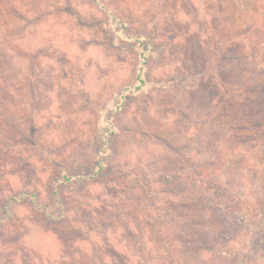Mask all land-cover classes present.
Returning <instances> with one entry per match:
<instances>
[{
  "label": "rangeland",
  "instance_id": "obj_1",
  "mask_svg": "<svg viewBox=\"0 0 264 264\" xmlns=\"http://www.w3.org/2000/svg\"><path fill=\"white\" fill-rule=\"evenodd\" d=\"M99 1L0 0V264L153 263L159 248L148 232L144 215L149 207L138 183L150 178L154 185L148 190L155 199L156 193L162 197L163 187L153 175L161 165L156 161L168 155L167 169L192 179L167 188L173 193L171 221L157 222L158 227L174 233L181 227L191 238L210 224L215 236L233 235L224 246L235 257L228 264H264V226L256 212L233 230L234 217H239L235 201L246 200L250 208L257 193H264V156L259 153L264 138L232 141L239 134V120L233 118L241 105L235 107L239 97H234L239 75L213 74L218 67L231 68L222 57L214 65L224 36L241 35L242 45L253 41L252 18L260 17L258 26H263L264 0ZM109 13L127 28H120ZM125 35H145L153 42L148 79L168 82L183 65L190 87L182 90L174 80L168 89L128 95L125 108L105 123L108 105L119 97L114 93L135 80L138 50ZM239 46L231 44L225 55ZM199 65L207 70L198 83L200 72L192 71ZM221 81L228 82V89ZM227 109L231 117H219ZM113 126L122 127V134L114 140L112 154L106 149L102 155L111 164L98 178L77 179L94 172L90 166L79 172L71 167L87 165L102 145L98 131ZM58 165L72 179L54 186ZM212 166L208 179L205 167ZM221 168L228 183L238 185L221 187L231 201L206 196L208 181H218ZM23 191L35 195L42 212L23 201L7 206ZM207 211L213 213L208 218ZM217 254L215 249L188 250L180 264H225Z\"/></svg>",
  "mask_w": 264,
  "mask_h": 264
},
{
  "label": "trees",
  "instance_id": "obj_2",
  "mask_svg": "<svg viewBox=\"0 0 264 264\" xmlns=\"http://www.w3.org/2000/svg\"><path fill=\"white\" fill-rule=\"evenodd\" d=\"M96 1L97 3H101L99 0H92ZM104 6L103 4H101ZM262 9V7H259ZM257 8L258 13L260 9ZM111 14L112 18L116 23L119 24V27L122 29H126L127 26L126 24L115 14ZM260 17L254 16L252 18V25H251V31H252V38L253 41L251 43H244V45L241 44V41H245L241 35H238L237 38H226L225 36L223 37V42H222V47L219 48L216 57H218V63L215 61L214 65L218 66L219 61L221 62V57L222 58H227L229 65H231L230 69H226L225 67H218L213 73L215 76L219 77L221 76L222 73L225 71L230 72H235L237 75H239V81H235L234 85L236 88L234 89V97H239L237 105L241 103L239 109L234 113L233 118L234 121L239 120L238 122V130L239 132L238 137L235 134L233 140H240L244 136H250V140L253 139L255 136H261L264 138V55L261 54L262 52L264 53V24L258 26V22ZM120 37V36H119ZM123 38V37H121ZM124 39L127 42L130 40L133 43L136 44L137 46V67L134 71V83L131 85L124 86L121 91L115 92L114 96H119V97H114L112 99V103L108 105V115L105 118V121L103 122H109L110 121V115L114 114L116 110H121L124 109L126 106L127 102V97L128 95L131 96H138L141 94H147L151 89H168L169 85L175 81L180 82L182 85V90H187L190 86L187 85L186 82V76L189 74V70H187V67L181 65L180 68L178 69V73L175 76L174 79L169 80L168 82L165 80H150L146 77L147 73V67L146 64L148 63L149 59L152 58L154 53H152V41L149 37L145 35H125ZM236 43L240 44L238 49L234 50L233 53L227 54L228 47L232 44L236 46ZM135 46V47H136ZM154 46V45H153ZM225 55V56H224ZM216 59V58H215ZM145 65V66H144ZM207 70L206 66L199 65L197 69H195L194 73H199L200 72V77L195 79L201 82L204 81L205 74L202 73ZM208 76V73H207ZM209 79H212V75L208 76ZM193 80V79H192ZM197 81H193L192 84L197 86ZM221 86L225 89H228V82L224 83L221 81ZM149 87V89H147ZM170 88V87H169ZM211 90V89H210ZM213 94H216L215 91ZM213 97V96H212ZM243 97L245 100L242 102ZM118 98L119 102H117L115 99ZM130 99V98H129ZM88 105L93 106L94 103L88 102ZM221 104V102H220ZM222 105V104H221ZM107 106V104L105 105ZM227 106V105H225ZM231 108V106H230ZM96 109V107L94 108ZM221 109L223 110V107L221 106ZM226 109V108H225ZM107 110H104L106 113ZM231 110V109H229ZM110 111V112H109ZM228 109L226 112L222 115L219 116L223 119L227 118L228 116L231 117V114ZM230 114V115H229ZM5 115V114H4ZM239 115V116H238ZM101 119V117H99ZM220 118V119H221ZM260 130H263L261 133ZM128 131H124L123 133H126ZM241 132V133H240ZM245 133L249 135H245ZM122 134V127H111L107 131L99 132L98 131V136H99V143L102 145L99 146V149H97L95 152L91 154L90 161L87 162V165H82L80 167H71L72 171L75 172L77 170L78 172L83 170L86 166L89 167V171L94 172L91 175H80L77 177V179H83L86 180L90 177H100L101 174L106 170V168L111 164L110 160H104L103 158V153L105 154V150L109 151L112 154V149H113V142L117 137ZM252 136V137H251ZM201 137V135H200ZM237 138V139H236ZM95 140V138H94ZM214 157L217 158L218 155L220 156V153L217 150V147H214ZM259 149V148H257ZM246 152V151H245ZM109 153V155H111ZM259 153L264 156V152L259 149ZM218 154V155H217ZM222 155V153H221ZM94 156V157H93ZM85 159L88 158L87 156L84 157ZM154 159V158H153ZM171 156L167 157H161L160 161H156V163H160L161 165L157 167L154 171L153 175V180L156 181L161 188V194H164L162 197L161 195L159 196V193H156L158 196V199H155V194L153 191L148 188L152 185V180L150 178H143L144 181H140L138 184H142L143 190H144V197H145V202L149 207L148 215L146 221H148V228L150 233H153L154 236V242L156 243L157 247L159 248L154 255L151 257V260L153 263L150 264H180L185 258V254L188 253V250H191L192 252L197 251V253L203 251V250H208V249H215L216 252L218 253L217 255L221 257V261L225 264H228V260H234L235 257H231V254H228L227 249H225V245L227 242L230 240V238L233 237V235H228L227 231L222 233L220 232L219 236H215V232L210 228V224H207V226H203V229L198 231V233L194 234L192 233V237L188 238L189 235L183 231L181 227L178 228L177 232L174 233L173 229H170L168 233L167 231H162L160 227H158L157 222L163 224L167 222L169 224V221H171V214H170V203H171V190L167 189L170 185L174 186L177 184H185L187 183V179L191 178L190 175L184 176L182 175L183 173H176V171H170L168 168L170 162ZM264 160V158L262 159ZM54 161V160H51ZM151 161V160H150ZM162 165L166 166L163 167ZM234 165V164H233ZM60 168L58 170V173L53 175V178L51 179V185H58L62 184L64 182H68L72 179V174H66L63 173L61 165H58ZM215 166H212L211 168L205 167L206 168V178L209 179L211 175L213 174V170ZM234 166H230V169ZM160 168V169H159ZM229 169V170H230ZM232 170V169H231ZM255 172V171H254ZM256 173V172H255ZM192 179V178H191ZM210 192H207L206 196H211L212 194V200L216 199L218 201L224 202V200H229L231 201V197H226V195L222 194V189L221 187L223 185H227V188L229 187H234L232 189H235V186H238L234 183H228V174L227 171H225L223 168L220 169V178L217 180H209L208 181ZM221 184H220V183ZM202 183L205 185L206 181H202ZM212 184V185H211ZM216 186L212 187L211 186ZM230 189V188H229ZM218 190V191H217ZM27 191L21 192L19 195V198L17 200L16 197H13L9 199L6 204L11 203V201H18V202H27L32 205L34 209H37L38 212H42L40 210H43V206L37 202L36 199H34L35 195L32 193V196L27 194ZM182 196H179V198ZM216 197V198H215ZM183 199V198H182ZM239 200V199H238ZM235 201V210L238 211V218L236 216L234 217L235 219V224L233 225V230L236 232L238 230V225L239 224H247L246 221H248L247 216H254L256 212V216L258 218V222L264 226V193L261 195L260 193H257L256 200L254 202V205L250 208H248V202L246 200H239ZM185 202V201H184ZM207 204V208H208ZM230 207L233 208V204L230 203ZM212 207V206H211ZM213 208V207H212ZM214 209V208H213ZM150 214V215H149ZM213 213H209L208 211L205 214V217H210ZM5 216L8 215V213L4 214ZM62 215H58L55 218H61ZM175 219V214L172 215V219ZM244 224V226H245ZM235 225L237 226V230L235 229ZM243 225L240 226V228L243 229ZM171 227V225H170ZM169 227V228H170ZM165 232V233H164ZM264 230L261 232V236L263 237ZM188 238V239H187ZM220 242H223L221 246ZM189 248V249H187ZM220 248V249H218ZM153 258V259H152ZM179 262V263H178ZM100 264H104L100 262Z\"/></svg>",
  "mask_w": 264,
  "mask_h": 264
}]
</instances>
